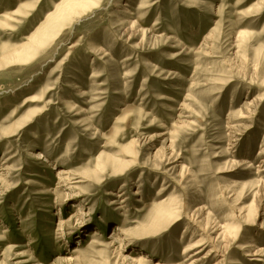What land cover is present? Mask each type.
<instances>
[{
	"label": "rangeland",
	"instance_id": "1",
	"mask_svg": "<svg viewBox=\"0 0 264 264\" xmlns=\"http://www.w3.org/2000/svg\"><path fill=\"white\" fill-rule=\"evenodd\" d=\"M61 2L0 0V264H264V0H89L9 62Z\"/></svg>",
	"mask_w": 264,
	"mask_h": 264
},
{
	"label": "bare ground",
	"instance_id": "2",
	"mask_svg": "<svg viewBox=\"0 0 264 264\" xmlns=\"http://www.w3.org/2000/svg\"><path fill=\"white\" fill-rule=\"evenodd\" d=\"M88 1L89 0H87V1L86 0H62L61 4L55 7L53 15L49 17V19L47 20L45 25L37 32V34L35 36H32L31 39L29 40V42L22 44L20 48H14L13 50H11V53L9 55H6V58L7 57L10 58V59H8L9 62H11V61L12 62L13 61H26L29 58H31V55L35 54L36 51L39 48H41V46H43L48 41V39L51 37V35L53 36L55 33H57L58 30L60 28H62L64 24L69 22L74 16H80L81 14H83V11L86 8H88V4H87ZM127 14H129L128 11H127ZM131 27H132V25L130 26V28ZM6 58H4V59H6ZM145 64L149 65L150 62L146 61ZM239 113H241V112H239ZM241 117H244V115L242 114ZM23 120L24 119H21L19 121V123H22ZM3 128L4 127H2V129H1L2 132L4 130ZM0 135H1V132H0ZM31 155L36 156V154L33 152L31 153ZM262 162H264V160H262ZM159 214L163 215L162 213H159ZM163 218H164V216H163ZM195 246H198V248H199L196 251V253H198V254L201 253L202 243H200V244L195 243L194 245H192L191 250ZM118 250L121 251V250H123V248L120 246ZM261 250L262 249H257L254 252L248 251L245 253V255L246 256H258V254L262 253ZM208 256H210L209 251H207L201 257H198V260H203V259L207 258ZM144 258H145V255H139L137 257V263L143 264ZM156 264H158V263H156Z\"/></svg>",
	"mask_w": 264,
	"mask_h": 264
}]
</instances>
